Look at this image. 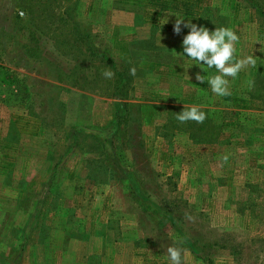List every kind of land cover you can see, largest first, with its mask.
I'll use <instances>...</instances> for the list:
<instances>
[{"label": "rangeland", "instance_id": "1", "mask_svg": "<svg viewBox=\"0 0 264 264\" xmlns=\"http://www.w3.org/2000/svg\"><path fill=\"white\" fill-rule=\"evenodd\" d=\"M175 14L257 57L237 95L195 80L218 73L179 54ZM88 43L131 79L110 144L119 100ZM261 47L264 0H0V264H169V246L183 264H264ZM192 106L204 131L176 119Z\"/></svg>", "mask_w": 264, "mask_h": 264}, {"label": "clouds", "instance_id": "2", "mask_svg": "<svg viewBox=\"0 0 264 264\" xmlns=\"http://www.w3.org/2000/svg\"><path fill=\"white\" fill-rule=\"evenodd\" d=\"M175 16L177 17L173 24L175 34L179 35L181 33V24L189 29V32L182 40L183 52L179 54L193 61L192 65H197L204 71L205 68L201 66H206L207 69L214 68L216 73H218L205 76L198 72L195 75V80L200 83L206 81L211 92L216 96L224 97L231 95L228 78L235 79L245 67H255L257 57L254 54L240 59L236 57L235 45L240 37L231 28L216 27L214 31H210L208 28L197 26L191 21L184 23V18L179 14H175ZM164 23H167V19ZM257 43L260 42L257 41ZM135 73L136 69L134 67L130 69L131 75H135ZM103 75L105 78L111 79L114 73L111 70H106ZM253 84L254 81H248L249 87ZM206 118V113L201 111L199 106L184 109L176 115V119L180 123L188 121L203 123ZM223 160L227 162L228 157L224 156ZM167 254L169 264H183L182 249L169 246Z\"/></svg>", "mask_w": 264, "mask_h": 264}, {"label": "trees", "instance_id": "3", "mask_svg": "<svg viewBox=\"0 0 264 264\" xmlns=\"http://www.w3.org/2000/svg\"><path fill=\"white\" fill-rule=\"evenodd\" d=\"M24 13V11H22ZM25 14V13H24ZM26 16V14H25ZM18 18L22 19L21 16L18 14ZM78 31L76 32L77 35ZM91 36L90 35H83V36H78V41H76V45L78 44V42H85L86 40H90ZM89 47L87 48L86 46V50H84V56L85 58L88 60V63L90 65H95L98 63H104L105 65H107V69L111 70L114 73V76L111 78V83H110V87L112 89V93H113V97L114 99H118L119 101L115 104V108H116V114L112 123V127L111 130L108 132H106V136H108L107 138H105L108 143H111V140L114 139L116 136H118L120 134L121 131V124L124 121V119L126 118V111H125V107L127 106L124 101L127 100L128 98V92L131 88V84H130V75L127 73L126 70H122L118 67V65L116 64V62L114 60H112L110 57H108L105 54H101L100 52H98L90 43ZM231 82V93L233 91V93H235L237 95V85H234V83H237L236 79H230ZM208 112V111H207ZM206 113V112H205ZM209 113V112H208ZM207 115V113H206ZM209 117L206 118L207 121L210 122V118ZM202 124V123H201ZM200 124V125H201ZM204 126L205 124H202L199 127V131H204ZM195 246V244H194ZM205 249H208V247H203ZM202 248V249H203Z\"/></svg>", "mask_w": 264, "mask_h": 264}, {"label": "crops", "instance_id": "4", "mask_svg": "<svg viewBox=\"0 0 264 264\" xmlns=\"http://www.w3.org/2000/svg\"><path fill=\"white\" fill-rule=\"evenodd\" d=\"M157 49H158V48H157ZM157 49H156L155 51H141V54H139V55L142 56V54H144L145 52H149V54H158V55L164 54L163 51H160V50H157ZM189 61H190V60H189ZM191 62L194 63L193 61H191ZM193 67H194V68H197L198 66H197V65H194ZM201 67H203V66H201ZM207 70H208V69L206 68V71H207ZM200 72H201V73H204V74H208V73H205L203 69H201ZM235 79H236V81H237V78H235ZM236 84H237V83H236ZM206 86H207V88H208V90H209V92H210L211 89H210L209 85L206 84ZM211 102L214 103V105L217 104L216 100H212ZM210 107H211V106H210ZM208 109H210V108H208ZM215 110H216V112H217V109H215Z\"/></svg>", "mask_w": 264, "mask_h": 264}, {"label": "built area", "instance_id": "5", "mask_svg": "<svg viewBox=\"0 0 264 264\" xmlns=\"http://www.w3.org/2000/svg\"><path fill=\"white\" fill-rule=\"evenodd\" d=\"M0 77H1V68H0Z\"/></svg>", "mask_w": 264, "mask_h": 264}]
</instances>
